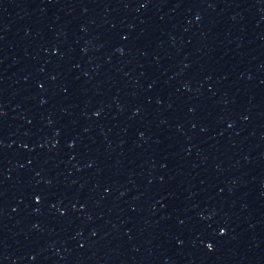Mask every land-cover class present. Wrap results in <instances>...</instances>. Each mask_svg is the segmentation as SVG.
Segmentation results:
<instances>
[{"label":"water","instance_id":"1","mask_svg":"<svg viewBox=\"0 0 264 264\" xmlns=\"http://www.w3.org/2000/svg\"><path fill=\"white\" fill-rule=\"evenodd\" d=\"M0 264H264V0H0Z\"/></svg>","mask_w":264,"mask_h":264}]
</instances>
